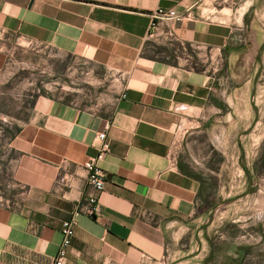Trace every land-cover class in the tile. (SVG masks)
I'll return each instance as SVG.
<instances>
[{
	"label": "crops",
	"instance_id": "1",
	"mask_svg": "<svg viewBox=\"0 0 264 264\" xmlns=\"http://www.w3.org/2000/svg\"><path fill=\"white\" fill-rule=\"evenodd\" d=\"M253 7L251 0L216 11L211 0H0V179L8 168L13 184L0 194V264H53L71 219L64 264H264V225L242 236L243 227L226 224L232 208L210 225L207 183L178 156L180 131L196 133L189 130L203 128L211 109L218 120L225 105L240 116L216 74L226 56L258 55ZM161 9L185 16L160 22L155 35L168 56L151 51ZM13 39L111 73L110 89L95 106L49 94L9 100L3 72ZM210 58L213 72L203 65ZM107 123L106 188L99 215L89 216L84 163L97 155Z\"/></svg>",
	"mask_w": 264,
	"mask_h": 264
},
{
	"label": "rangeland",
	"instance_id": "2",
	"mask_svg": "<svg viewBox=\"0 0 264 264\" xmlns=\"http://www.w3.org/2000/svg\"><path fill=\"white\" fill-rule=\"evenodd\" d=\"M242 2L211 0V10L236 8ZM251 2L257 16L252 26L258 37V55L226 56L222 71L216 74L222 79L227 97L231 94L236 97L241 117H231L230 108L225 105L222 110L227 114L218 120L211 109L203 128L189 130L196 133L185 135V130L180 131L179 137L183 140L178 150V156L195 167L207 183V205L212 211L210 225H217L219 213L232 208L236 216H227L226 224L233 228L243 227L236 229L242 236L255 231L253 227L264 225V43L260 44L264 36V0ZM16 43L14 39L8 42L7 64L3 72L7 83L2 92L8 99L11 96L19 98L22 94L32 102L42 94H49L83 106H95L101 100L102 90L107 93L110 89L114 78L105 70L93 69L91 65L53 49ZM150 44L153 45L151 51L168 56L160 37H151ZM204 64L213 72L212 58ZM245 99L252 104L248 111ZM6 104L4 100L2 108L14 112L13 103ZM0 183L3 196L13 185L8 168H2ZM218 206L220 210L217 211ZM215 236L218 235L215 233Z\"/></svg>",
	"mask_w": 264,
	"mask_h": 264
},
{
	"label": "built area",
	"instance_id": "3",
	"mask_svg": "<svg viewBox=\"0 0 264 264\" xmlns=\"http://www.w3.org/2000/svg\"><path fill=\"white\" fill-rule=\"evenodd\" d=\"M185 18L178 14L175 10H158L154 15L151 23L149 36L157 34L160 22L169 20L171 22H180ZM3 32L0 30V36ZM109 123L106 124L104 131L97 134L99 143L97 155L84 163V168L87 172V183L92 189V193L88 196V208L85 210L89 216H98L100 213V198L105 191L107 182V173L102 168L101 163L105 160L110 152L111 144L108 137ZM2 202V199L0 200ZM76 224L73 219L67 220L62 227V240L57 256L53 264H64L72 246L75 237Z\"/></svg>",
	"mask_w": 264,
	"mask_h": 264
}]
</instances>
